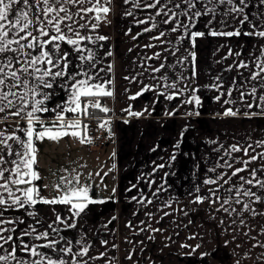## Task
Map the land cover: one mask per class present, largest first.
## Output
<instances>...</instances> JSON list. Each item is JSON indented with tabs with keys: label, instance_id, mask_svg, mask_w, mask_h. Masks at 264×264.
I'll use <instances>...</instances> for the list:
<instances>
[{
	"label": "crops",
	"instance_id": "0c3cea01",
	"mask_svg": "<svg viewBox=\"0 0 264 264\" xmlns=\"http://www.w3.org/2000/svg\"><path fill=\"white\" fill-rule=\"evenodd\" d=\"M152 2L153 0H141V6L134 7L131 2L126 4L124 0H111V3L106 5L110 11L99 21L96 29H92L91 25L97 23L94 19L97 13H82L85 19L80 21L89 24L87 34L108 38L105 41H98L96 45L89 44L88 47L97 51L100 61L97 69H104L99 73L100 78L103 81H112L108 87L114 95L110 97L109 115L100 119L81 116V120L94 123L97 120L109 121L107 127H110L111 134L106 127L107 135H103L100 128L103 137L92 140V143L86 146L73 138V146L86 149L83 157L92 155L94 150L105 149L107 154L103 163L107 167L105 170L107 175L100 170L96 171L100 175L90 173V179L87 177L90 174L84 177L82 175L84 169L90 167V170H93L94 165L99 164L95 162L99 154L83 161L80 156L83 154L81 149L79 152L74 149L73 159L66 158V162L62 163L69 166L73 160L81 158L83 168L80 169V174L84 178L80 179L81 183L90 184L92 197L104 202L89 205L80 217H72L70 205L65 204L38 203L35 206L37 213L35 217L27 214L33 209L13 208L4 212V218L12 220L19 218L23 223L6 224L3 227L15 229L11 235L16 243L19 242L15 238L21 236L23 230L31 227L36 228L38 233L48 231L51 239L63 236L65 240L72 241L73 252L80 249L76 241L82 240L90 248L87 256L78 259L87 261V264H261L256 258L264 254V247L259 246L264 243V215L242 212V204L234 202L224 205V208L229 209L224 211L221 204L229 196L227 189L233 185L238 187L242 183L240 176L251 178V169L264 167V160L258 158L251 162L246 171L231 176L235 168L244 167L240 160H248L252 155L264 153V146H256L257 141H264V116L244 115L245 112L260 111L255 106L252 96L244 97L246 102L254 103L251 109L246 108L240 101V92H250L253 86L258 88L257 96L264 94V88L259 86V78L250 79L252 73L258 71L256 64L264 62L262 55L264 38L244 35L253 31L252 27L248 23L241 26L238 21L232 22L230 17L228 18L230 26L222 30L240 29L241 35L210 36L207 34L209 29L205 26L210 16H203L197 19L192 31L205 32V36L197 38L194 49H191L189 42L185 40L180 51L173 56L170 53L181 33L170 32L174 25L162 23L167 19L163 13L156 15L167 0H160L156 8L144 7V3ZM171 7L173 5L168 4V8ZM202 7V4H197V8ZM227 8V5L217 8L214 27L221 28L220 15L227 11ZM75 10L76 8H73V11ZM129 11L132 15L126 14ZM164 11H167V8ZM245 14L252 23L260 26L256 30H264V6L258 5L257 0H249ZM99 15L103 16V13ZM179 19L188 22L186 17L181 16ZM153 24H156L155 28L152 27ZM145 28L152 30L146 32ZM161 32L166 34L160 36ZM185 49L196 53L194 79L190 57L183 66L176 64L177 57L187 55ZM229 50L232 55H229ZM63 51L71 52V47L62 43L61 52ZM109 51L112 53L110 56L106 55ZM157 53L160 54L159 58H154ZM70 58L72 71L75 72L74 66L78 63L76 54L72 53ZM240 62L248 64V68L238 67ZM162 63L166 65L164 69L160 72L152 71ZM109 65L112 66L111 70H108ZM168 65L176 67L173 69ZM229 68L231 70H228ZM181 72L189 78L190 87L198 89L195 94L199 96L201 106L183 103L191 92H185L183 96L171 101L158 94L160 90L168 91L162 89L164 83L160 79L162 76L167 75L170 82L177 79ZM261 75L264 76V73ZM216 77H219V80ZM60 83L61 81L57 80L52 90H45L56 93L48 102L49 108L55 107L67 97V93L59 87ZM213 84L220 85L219 90L211 87ZM145 85L154 86V90L145 91L134 100L129 99ZM157 85L161 87H155ZM229 88L232 89L231 97L226 94ZM217 96H220V100L215 99ZM226 99L236 100L237 103L224 104ZM129 108L133 113L143 115H129L124 111ZM227 108L239 109L240 114L226 117L223 113ZM169 112L175 114L168 115ZM188 112L200 114L186 115ZM5 115L7 113H0V131L6 136L15 134L26 139L24 133L18 131L19 128L27 127L26 120L11 115L3 119ZM40 115L46 121L54 118L52 112ZM96 129L99 130V127L96 126ZM48 141L36 142L38 151L34 167L41 179L34 183L39 186L41 196L52 199L61 193L44 194L47 189L53 191V186L57 184L54 183L50 189L47 187L45 177L46 174L53 172L52 168L57 164L56 148L59 142ZM9 143L13 144L14 149L19 147L13 141ZM177 144L179 147H176ZM233 145L241 149L247 148L248 145L252 147L246 156L243 150L232 152ZM173 156L174 160L171 159ZM5 158L11 159L6 153ZM225 164H231L232 168L224 167ZM159 165L164 167H158ZM6 167L11 168L12 165L8 164ZM256 175L264 179V171H257ZM220 176L224 179L218 180L217 184H204L205 179H218ZM229 177L230 182L225 184L224 180ZM244 187L252 186L245 184ZM157 189L160 191L157 192ZM210 189L216 190L215 196ZM252 191L264 195V190L256 187H252ZM234 194L233 192L232 195ZM197 196L207 199L203 203H195ZM217 196L219 200L216 199ZM133 197L136 199H132ZM149 200L151 203H148ZM252 207L258 213H264V204L253 203ZM232 208H235L236 212H232ZM57 215L68 223H76L77 226L65 228L63 224L56 222ZM241 220H244V224L240 223ZM50 224L53 228L60 229L58 236L52 234V229L48 227ZM22 238L30 245H42L47 242L33 240L28 236ZM184 245L187 247H183ZM60 246H64V241ZM5 248L11 250L9 245H5ZM39 250L56 255L46 248ZM101 253H104L103 257ZM17 255L26 260L35 259L19 249ZM129 256L131 259H128ZM96 257L100 258L90 259ZM65 258L72 259L70 255Z\"/></svg>",
	"mask_w": 264,
	"mask_h": 264
},
{
	"label": "snow or ice",
	"instance_id": "6c2138e0",
	"mask_svg": "<svg viewBox=\"0 0 264 264\" xmlns=\"http://www.w3.org/2000/svg\"><path fill=\"white\" fill-rule=\"evenodd\" d=\"M129 2L134 7L141 6V0H124L126 4ZM110 3L111 0H0V113H7L3 119H7L8 115H11L20 117L27 122L26 128L18 129V131L24 133L26 139L15 134L6 136L4 132L0 131V264H12V262H15V264H87V261H82L78 257L87 256L90 246L83 243L82 240H77L76 244L80 245V249L73 252L72 241L65 240L63 236H58L60 229L53 228L51 224L48 227L52 229V234H56L58 238L51 239L48 231L38 233L36 228L31 227L23 230L22 235L15 238L19 242L16 243L13 235H11L15 229L6 228L3 225L19 224L23 221L19 218L16 220L6 219L4 218V212L13 208L33 209L27 214L35 217L37 215L35 206L38 203L65 204L70 205L72 217H80L89 205L104 202L103 200L94 199L90 194L91 185L88 183L82 184L80 176L71 173L61 176L59 182L53 186L55 191L61 193L60 196L52 199L44 198L41 196L39 186L34 183L41 179L34 165L37 163V141L59 142L62 138L71 136L78 139L81 144H91L92 138L88 136V125L83 123L81 116L88 117L91 115L90 109L104 113L110 111L109 108L102 105L100 98L114 95L108 87L112 81H103L100 78L99 73L104 69H97V64L100 62L98 53L93 48L88 47L89 44L96 45L98 41H105L108 38L101 35L87 34L89 24L80 23L81 20L85 19L82 13L95 12L97 15L94 19L97 23L92 24L91 28L96 29L99 26V21L106 17L110 11V8L106 6ZM198 3L202 4L203 7L197 8ZM159 4L160 0H153L152 3H144V7L156 8ZM168 4H172L173 7L168 8ZM248 4L249 0H167L162 8L156 12V15L163 13L167 19H164L162 23L174 25L170 32L181 33L176 38L173 50L170 53L175 56L185 40L189 42L191 49H194L197 38L205 36V32L192 31L197 19L203 16H210L205 25L209 29L207 34L210 36L233 37L241 35L240 29L222 30L230 26L228 19L230 17L232 22L238 21L241 26L248 23L252 27L253 31L246 32L244 35H255L264 38V30H256L260 26L252 23L248 15L245 14V8L248 7ZM257 4L264 6V0H257ZM84 5L91 6L84 7ZM181 5L185 7L182 8ZM222 5H227L228 8L220 15L219 24L221 28H216L214 27V21L217 19V8ZM77 6L79 7L77 8ZM73 8H76V10L73 11ZM165 8H167V11H164ZM100 13H103V16L99 15ZM126 14L132 15V12L129 11ZM181 16L186 17L188 22L181 21L179 19ZM139 23H147V21H139ZM152 27L155 28L156 24H153ZM82 29L84 30L83 33L81 32ZM151 30L152 28L144 29L146 32ZM165 34V32H161L160 36ZM159 38L153 37V39ZM62 43L70 46L71 52H61ZM169 43L172 42L169 41ZM152 46L148 45V47ZM185 52L187 55L177 57L176 64L183 66L186 61H189L190 57L193 66L192 78L194 79L196 75V53L190 49H185ZM72 53L76 54L78 60V63L74 66L75 72L72 71L73 65L70 58ZM111 54V51L106 53L109 56ZM229 55H232L231 50H229ZM236 55L238 56L239 53H236ZM262 55H264V46H262ZM159 56L160 54L157 53L154 58H159ZM165 67L166 65L162 63L152 71L160 72ZM168 67L174 69L176 65H168ZM238 67L248 68V64L240 62ZM111 68L112 66L109 65L108 70H111ZM256 68L258 71L252 73L250 79L257 80L259 78V86L264 88V76L261 75L264 73V62H258ZM160 79L164 82L162 89L168 91L160 90L159 95L165 96L167 100L171 101L183 96L185 92H191V95L184 99L183 103L193 104L196 107L201 106V100L195 94L198 89L190 87L189 78L185 77L182 72L178 74L177 79L170 82L167 75L162 76ZM216 79L219 80V77H216ZM57 80L61 81L59 87L67 93V97L61 103H57L55 107L49 108L48 102L56 93L45 90H52ZM181 85L183 86L181 87ZM155 87L160 88L161 86L157 85ZM211 87L219 90L220 85L213 84ZM153 90L154 86L145 85L140 92L129 97V99L134 100L143 92ZM257 91L258 88L253 86L250 92H240V101L244 103L246 108L251 109L254 106V103L244 100L245 96L250 95L253 97L255 106L260 109L259 112H245V116H264V94L257 96ZM224 94L221 93V95ZM226 94L231 97L232 89L229 88ZM215 99L220 100V96ZM235 103H237L236 100H224V104ZM12 109H15V111H10ZM124 111H127L129 115H143V113H133L130 108ZM48 112L54 113V118L46 121L42 119L40 114ZM69 113L72 115L68 116ZM167 114L174 115L175 113L169 112ZM199 114V112L186 113V115L197 116ZM239 114V109L233 110L232 108H227L223 113L226 117H235ZM109 124L110 122L105 120L99 124V127L106 128ZM107 130L111 134L110 127H107ZM181 135H183V132ZM9 141H13L19 147L14 149L13 144ZM256 146H264V141H257ZM176 147H179V144ZM251 147L252 145H248L247 148L241 149L233 145L231 151L239 152L243 150L247 156ZM5 153L11 159H6ZM258 158L264 160V153L252 155L248 160H240L239 162L244 167L235 168L231 176H237L240 172L246 171L251 162ZM171 159L174 160L175 156ZM8 164H11L12 167H6ZM158 167H164V165ZM224 167L232 168V165L225 164ZM113 168H115V165H113ZM211 171H215V169H211ZM257 171H264V167L251 169V178L240 176L239 179L242 183L238 187L233 185L227 189L229 196L221 204L224 211H229L228 208H224V205H230L234 202L242 204V212L264 215V213H258L252 207L253 203L264 204V195L252 191V187L264 190V179L257 177ZM96 175H100V173H96ZM90 176L91 174L89 179ZM220 179H224V177L205 179L204 184H217ZM230 180L231 177L224 180V183L228 184ZM245 184L252 187L245 188ZM159 191L160 189H157V192ZM196 191L198 192L199 188ZM210 191L215 196L216 190L210 189ZM233 192L235 193L234 196L232 195ZM17 193H20V195H17ZM114 193L115 189H113ZM155 194L153 193V195ZM132 199L135 200L136 198L133 197ZM205 199L207 198L197 196L194 202L203 203ZM216 199L219 200L220 198L217 196ZM139 202L144 203V201ZM148 203H151V200ZM231 211L236 212V209L232 208ZM56 222L63 224L65 228H75L77 226L76 223H68L59 215L56 217ZM240 223L244 224V220H241ZM5 232L10 234L4 235ZM23 236L47 242L42 245H30L23 240ZM62 241H64V246H60ZM101 243L106 244L107 241H101ZM5 245H9L11 250L5 248ZM259 246L264 247V243ZM183 247H187V245ZM41 248L49 249L51 253L56 255L53 256L49 252L40 251ZM18 249L35 259L26 260L18 257ZM69 255L72 257L71 260L65 258ZM103 256L104 253H101V257ZM128 259H131V256ZM256 259L264 264V254Z\"/></svg>",
	"mask_w": 264,
	"mask_h": 264
},
{
	"label": "rangeland",
	"instance_id": "374dc122",
	"mask_svg": "<svg viewBox=\"0 0 264 264\" xmlns=\"http://www.w3.org/2000/svg\"><path fill=\"white\" fill-rule=\"evenodd\" d=\"M103 121H98L97 120L94 123L93 121L91 122V121H84L83 120V123L88 125V136H90L92 138V140H96L97 138L100 139L101 136L103 137V135H107L106 128H102V130H101V131H103V135H101V133H100L99 124L102 123ZM96 126L99 127V130L96 129ZM73 144H74L73 137H71V136L64 137V138H62L59 141V146L56 148L57 152H58L57 156H56L57 164H56V166H53V168H52L53 172L46 174V177H45L46 183H47V187H49L50 189H51V187H52V185L54 183H58L59 182V179H60L61 176L69 175V173H71L73 175H81L80 174V172H81L80 169L83 168V167H81L82 164H83L81 158L84 159L83 161H86V159H89V157H93V155L98 156V154H99V157L97 159H95V162L99 163V164H95L93 170H90V167H88V169H86V170L84 169V171L82 173V175L84 177L87 174H90V173L96 174V171H100V170L102 171V173L105 174V170L107 168L105 166V164L103 163L105 161L106 154H107V151H105V149L104 150H102V149L94 150V153L92 155L88 154L86 157H83L86 154V152H87L86 149H84L82 147H79V148L74 147ZM86 145H87V143H85V146ZM65 146H67V147H65ZM74 149L77 150L78 152L81 149V151L83 153L82 155H80L81 158H78L76 161L73 160V163L70 164L69 166H67V163H62V162H66V158H72L73 159ZM100 155H102L103 157L100 156ZM65 170H67V171H65ZM82 175L80 176V179L82 178ZM87 177H89V175ZM92 178H94V176H92ZM82 179H84V178H82ZM48 192L51 193V194L60 193V192H57L55 190L52 191V190H48L47 189V190L44 191V194H46Z\"/></svg>",
	"mask_w": 264,
	"mask_h": 264
},
{
	"label": "trees",
	"instance_id": "16d2710c",
	"mask_svg": "<svg viewBox=\"0 0 264 264\" xmlns=\"http://www.w3.org/2000/svg\"><path fill=\"white\" fill-rule=\"evenodd\" d=\"M101 99V103L102 105L106 106L107 108L110 109V111L108 113H104L101 112L99 110H92L90 109V112L92 113L91 115H89L87 118L91 117L94 119H100L103 116H107L109 115V113L111 112V105H110V97H102ZM83 121V120H82ZM84 121H89V120H84Z\"/></svg>",
	"mask_w": 264,
	"mask_h": 264
}]
</instances>
